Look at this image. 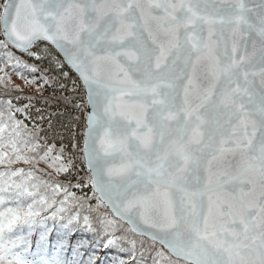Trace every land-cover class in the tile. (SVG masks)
<instances>
[{
    "label": "snow or ice",
    "instance_id": "6c2138e0",
    "mask_svg": "<svg viewBox=\"0 0 264 264\" xmlns=\"http://www.w3.org/2000/svg\"><path fill=\"white\" fill-rule=\"evenodd\" d=\"M9 68L39 95L0 99V264H44L11 234L48 219L111 264H264V0H0Z\"/></svg>",
    "mask_w": 264,
    "mask_h": 264
},
{
    "label": "trees",
    "instance_id": "16d2710c",
    "mask_svg": "<svg viewBox=\"0 0 264 264\" xmlns=\"http://www.w3.org/2000/svg\"><path fill=\"white\" fill-rule=\"evenodd\" d=\"M13 51H16L15 49ZM17 55H22L19 52H17ZM25 59H28L27 57H24ZM29 63H38L36 61H33L31 59H28ZM69 70V69H66ZM70 71V70H69ZM7 72H15L11 68L7 69ZM70 74L77 78L71 71ZM26 75H28L26 73ZM38 75V74H37ZM69 87H71V83L69 82ZM18 88H14L13 86H9L8 94H5V88L3 84H0V99H8V98H14L16 95L24 94V95H30L35 93H28L24 92ZM39 94V93H36ZM70 93H63V95H69ZM44 95H52L51 91L45 93ZM36 107H41L40 101H35ZM52 111H55L56 109L53 107L51 109ZM82 139V138H81ZM67 143L68 152H72V143L70 141H65ZM57 146H59V142L57 141ZM82 146V144H81ZM77 156H79V153H77ZM77 167L74 169L73 175H72V183L75 184L77 182L78 178H83L87 175V170L83 164L82 161L77 160ZM5 165H0V170H3ZM12 168H24L27 170L30 165L24 164L22 161L17 162L13 165H11ZM36 168L44 170L45 173H52L53 176H55L54 169L48 168V166L40 162L36 165ZM57 179L61 180L62 182H67V177L59 176ZM80 183L83 185L82 188L77 189L73 188L72 191L76 193L77 196H92V189L89 184H87L83 179H80ZM93 205H95L96 201L93 199L90 201ZM101 212L105 211V209L101 208ZM68 228V225L63 223L60 220H51L48 219L43 223H39L36 225H21L18 226L13 233L11 234L13 237L15 236H23L26 233L30 234L31 236V242L27 246V251L23 253L26 259L29 260H37V261H43L44 264H56L57 259L59 258L64 262V264H73L75 260H79L81 258V255L88 256L89 253H97V259L99 264H111L113 259L118 255H123V253L118 252L116 248L112 247H102L101 243L102 241L98 240L95 235L91 232H82L78 229L76 231H66ZM38 229L43 232L47 233L45 236V240L47 241L48 236H62L64 237L63 242L60 241H51L49 243L39 244L37 243L38 239ZM79 232V233H77ZM77 236H79L78 239H75ZM91 238V240H89ZM69 241L71 243V248L69 249ZM151 244V241L148 242ZM158 247V246H157ZM85 249L83 253H81V249ZM20 250V249H18ZM146 264H152L151 255H149L146 258Z\"/></svg>",
    "mask_w": 264,
    "mask_h": 264
},
{
    "label": "rangeland",
    "instance_id": "374dc122",
    "mask_svg": "<svg viewBox=\"0 0 264 264\" xmlns=\"http://www.w3.org/2000/svg\"><path fill=\"white\" fill-rule=\"evenodd\" d=\"M8 76L6 79H10V85L14 88H18L24 92L28 93H39L34 84H26L23 79L16 72H7ZM39 95V94H36Z\"/></svg>",
    "mask_w": 264,
    "mask_h": 264
},
{
    "label": "water",
    "instance_id": "95a60500",
    "mask_svg": "<svg viewBox=\"0 0 264 264\" xmlns=\"http://www.w3.org/2000/svg\"><path fill=\"white\" fill-rule=\"evenodd\" d=\"M71 71V70H70ZM75 76H77V74H75L74 71H71ZM82 83V82H81ZM90 110V109H89ZM85 166V165H84ZM86 170H87V167L85 166ZM88 171V170H87Z\"/></svg>",
    "mask_w": 264,
    "mask_h": 264
}]
</instances>
